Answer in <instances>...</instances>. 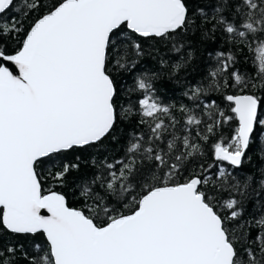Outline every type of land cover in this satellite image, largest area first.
Here are the masks:
<instances>
[{"label":"snow or ice","instance_id":"1","mask_svg":"<svg viewBox=\"0 0 264 264\" xmlns=\"http://www.w3.org/2000/svg\"><path fill=\"white\" fill-rule=\"evenodd\" d=\"M0 264H264V0H0Z\"/></svg>","mask_w":264,"mask_h":264},{"label":"trees","instance_id":"2","mask_svg":"<svg viewBox=\"0 0 264 264\" xmlns=\"http://www.w3.org/2000/svg\"><path fill=\"white\" fill-rule=\"evenodd\" d=\"M211 4L213 0H204ZM177 43H185V52L191 51L192 59L188 66L181 72L170 75L171 64L180 57H178L173 51H171L172 42H157V41H147L144 43L145 55L140 58L136 74L152 73L159 71L161 73L160 79L156 82V87L158 89V94L167 103H184L187 102L183 97V92L186 90L187 86L193 82L198 81L203 73L206 71V64L209 62V57L207 52L213 47L210 42H201L199 36L187 35L184 37H178L176 39ZM191 44V48L188 49L187 45ZM217 47L220 45H216ZM161 60L165 61L167 66L161 67ZM243 70V67H242ZM249 72L252 71L251 68L247 69ZM131 77L125 75V84L131 83ZM120 144L107 140L104 145L100 146L98 149H93L88 152L79 153L81 156V161L89 160L93 155L98 157L108 155L111 156L119 151ZM71 159V157H69ZM255 165H253V169ZM88 169L84 167L82 163L81 172H87ZM47 186V184H46ZM71 193L72 189L67 190ZM69 199L73 198L69 196Z\"/></svg>","mask_w":264,"mask_h":264}]
</instances>
